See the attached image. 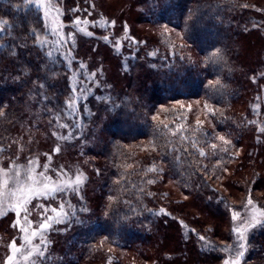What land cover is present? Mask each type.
Wrapping results in <instances>:
<instances>
[{"label": "trees", "instance_id": "trees-1", "mask_svg": "<svg viewBox=\"0 0 264 264\" xmlns=\"http://www.w3.org/2000/svg\"><path fill=\"white\" fill-rule=\"evenodd\" d=\"M127 1L128 10L123 12L132 14L138 24L177 30L193 57L179 59L177 54L161 53L156 43L141 41L126 29L127 35L120 37L127 38L124 42L113 47L105 43L117 58L118 79L115 88H110L103 86L85 55L76 57L68 43L63 47L54 44L57 37L46 28L42 11L22 6L17 10L22 0H0V20L7 21L0 33V146L5 149L0 168L7 169L13 161L12 133L19 121H31L25 113L28 106H34L33 115L43 123L37 130L47 133L51 144L61 141L52 135L54 131L63 134L54 117L65 114L70 96L79 99L75 101L78 111L60 121L70 126L62 129L68 133L81 134L94 102L105 112L101 117L105 121L97 122L103 127V139L83 154L91 160L93 182L87 198L96 204V211L78 222H69V217L59 224L65 225V231L55 236L63 245L61 264H93L100 252L107 253L103 246L131 252L144 263L224 264L231 258L224 249L236 243V236L225 225L231 208L239 206L214 182L219 183L218 178L228 171L230 176L238 175L237 192H247L243 203L248 190H264V181H253V162L246 153L244 157L237 153L243 140L251 143L252 138H258L260 148H256L264 151V124L260 136L255 135L259 129L253 126L247 107L252 97L247 93L264 63V6L256 0H149L154 3L149 7L144 0ZM59 4L64 24L90 23L98 10L94 0H60ZM107 19L113 25L114 18ZM91 27L87 32L94 34ZM34 33L48 43L41 47ZM61 33L74 36L66 29ZM244 40L259 43L250 64L242 61ZM216 50L221 58L210 59ZM121 59L128 62L123 74ZM186 101L209 107L206 121L183 124L177 106ZM220 137L230 139V144H222ZM53 149L44 151L51 157ZM50 164L58 166L52 160ZM180 195L192 200L197 212L186 211ZM34 200L46 204L45 216L54 215L50 209L59 207L50 200ZM12 216L11 212L0 216V235H11ZM246 235L242 264H258L264 260V226H255ZM170 237L174 238L173 249L166 252L174 256L165 262L161 243Z\"/></svg>", "mask_w": 264, "mask_h": 264}, {"label": "rangeland", "instance_id": "rangeland-1", "mask_svg": "<svg viewBox=\"0 0 264 264\" xmlns=\"http://www.w3.org/2000/svg\"><path fill=\"white\" fill-rule=\"evenodd\" d=\"M145 4L147 6H151L154 3H151L149 0H144ZM259 6H264V0H256ZM94 6L98 9L97 14L92 19V22L83 24L81 23L79 27L85 28L87 32V27L92 25L91 31L94 32L92 35H86L84 32L78 31L77 27L75 28L73 25V22L65 23L60 22V18L58 16V22L57 24H50L49 20L45 18L44 12L42 11L44 20L46 21V24L48 25V30L50 31L51 28H56L59 26V31L62 32L63 29H66V31H73L74 32V40H69L68 45L70 46V49L72 52H75L76 57L78 58H85L87 62L91 63L93 65V69L98 74V77H101V81L103 83V86H110V88H115L116 81L118 79L116 72H115V62L117 58L116 56H112V48L109 47L114 44L121 42H124L127 38L121 39V35L125 36L127 35L126 29H131V32H135L136 35L142 39L141 41L149 40L153 41L158 45V48H155L156 50L161 49V53L170 52L171 54H177L178 58H182L184 56H191L188 54L190 53L188 50V47H184L180 41V36L177 30L168 28L166 26H150L146 24H138V22H135L134 17L132 14H128L122 11V10H128V1L127 0H94ZM58 7L61 8V4H58ZM135 8V7H134ZM62 9V8H61ZM145 9V8H144ZM147 9V8H146ZM139 7H136L134 11H139ZM55 15V13H53ZM105 15L107 18H114L113 25H111V22L109 19L104 17ZM81 22L85 20H80ZM105 22L101 24V22ZM65 26V27H64ZM75 28V29H74ZM133 30V31H132ZM51 33V32H50ZM102 35H106L107 40L102 37ZM255 36V34H253ZM99 38V39H97ZM110 43L106 45L105 43ZM129 41V38H128ZM127 41V42H128ZM141 43V42H140ZM241 51L243 54L242 61L244 64L252 63L251 60L254 58V54L259 48V43L248 44L246 40L241 42ZM188 48V49H187ZM119 58H121V54L116 53ZM193 57V55L191 56ZM125 59H121L119 63V69H121V74L124 73L123 69L126 71L127 63ZM80 61V59L78 60ZM124 62V65H123ZM260 65V64H259ZM120 71V70H119ZM261 72V73H260ZM257 81L255 80L250 90L248 91V96L250 97V104L247 106L248 110L250 111V114L253 117V126H255L256 130H258L255 135L258 134L261 129L263 128L264 124V63L261 64L258 74H257ZM82 82V80H81ZM90 98V97H88ZM249 97L246 99V102L248 101ZM97 106H99L97 104ZM94 105V102H92V113L89 117V122L84 121L83 125L81 127V134L78 132H71V139L67 140H61L60 142H53L49 144L47 140L48 134L42 131L43 133H40V130H37L38 127H42L43 123L40 120H36L35 114L33 115L34 106H28L27 111L25 112L28 115L27 119L28 121H19L17 125V129L12 133V145H13V152H12V160H15L18 164H27L29 159L36 158L38 160L39 165L42 166L46 163L49 164V175L55 178V172L51 171L52 169H60L63 167L64 169L68 170L70 173H75L76 170H79L86 179L84 180L83 185L81 186V189L79 191V194H71L67 197V199L71 202V205L75 209V216H72L69 222H74L75 220L78 222L79 218L81 216L85 217L86 215H92L93 212L96 211V204L92 201V199L88 195V187L90 183H92V171L89 167L90 161L88 162V158L84 156L83 153L93 151L95 147L99 145L101 140L103 139L102 125H97V122L101 119V124L103 121H105V118H101L102 113H105L101 110L103 108L102 106H99L100 109ZM105 107V105H104ZM178 109L182 115L183 124L192 123L194 125L201 124L204 120L207 119V111L209 107L205 106L202 103H198L197 101H186L181 102L178 104ZM34 109V110H33ZM69 110L66 108L65 114H63L62 117H60V121L63 120L64 117L68 116ZM89 114V115H90ZM35 117V118H34ZM88 116H85L87 118ZM87 118V120L89 119ZM203 120V121H201ZM29 122V123H28ZM31 123V127L29 126ZM62 123V122H61ZM101 126V127H100ZM208 126H211L208 122ZM63 128H59L60 132H63V136L68 135V132L62 131ZM45 130L48 131L49 129L45 127ZM16 132V133H15ZM263 132V131H262ZM224 140L220 141L222 144L228 145L230 144V139H226L223 137ZM257 139L258 138H252V142L248 143L247 140H243V143L239 147L240 149L237 151L239 155L245 156L244 153H246V157H249L250 161L253 162V168L255 169V177H253V181L255 182L257 179L260 178V180L264 181V151H260V149H257ZM15 141V143H14ZM227 141V143H225ZM50 146H53L54 153H52L51 160L54 164H57L58 166H54L53 164L49 163L48 157L50 156L48 152L44 150H48ZM59 147V151H55V149ZM260 148V146H257ZM253 149L254 152H253ZM42 152V153H41ZM47 153L48 155H45ZM253 154V155H252ZM38 155V156H35ZM80 158V159H79ZM44 159V160H43ZM51 165V166H50ZM41 168H38L37 170H41ZM229 172L226 175H222L218 178L219 183L216 181L214 182L217 184V187L226 195L228 198L234 203L235 205H238L239 208H231V211L228 214L227 223L225 226H227L230 230L231 236H236L232 232V228L234 226H237L240 224V221H233L232 220V214L233 212H238L243 214L245 210V206L247 205V201L251 199L253 201V204L261 209L264 210V190L257 191L253 190L249 191L246 195V201L243 203L242 198L247 192H237L235 183L238 179V175L230 176ZM254 172V171H253ZM95 176V174H94ZM95 178V177H94ZM252 183V182H251ZM180 198L182 201H184V207L186 208V211L192 212L196 211L195 205L189 198L185 197L184 195H180ZM33 201L29 206V214H28V220L31 222L30 225L25 224L23 216L24 214L21 213L20 217H17L14 212L12 213L13 218V231L11 235L3 236L0 235V264H4V261L8 255L11 253L10 249V243L15 240L17 246H20L22 244V237L24 236V233L20 231L21 227H27L30 230L36 228L40 223L43 222V218L41 213L45 210V205L42 201ZM51 204L57 206L60 201L59 200H50ZM39 203V204H38ZM37 205H41L40 207H37ZM48 207V206H47ZM87 209L86 211H81V209ZM65 210H68L67 208ZM48 213L44 212V215ZM50 213V212H49ZM184 218V217H183ZM185 219V218H184ZM19 220V223L17 221ZM208 223L213 224L214 221L211 219L206 220ZM11 225V226H12ZM69 226V223L67 227ZM258 226V225H257ZM66 227V228H67ZM254 227L250 228L248 231H252ZM225 229V228H224ZM53 231V232H51ZM65 231V225L62 226V224L59 226V224L53 223L51 228L47 230L46 236L48 243L47 247V253H46V259L42 262V264H61L62 263V249L63 245L61 243L60 239H56L55 236L63 233ZM247 231V232H248ZM52 235H50L51 233ZM54 233V234H53ZM247 235H249L247 233ZM245 233V236H247ZM174 238L170 237V239H166L162 244V248L160 250L163 251L164 261L168 262L171 260V257L173 255H169L166 251H171L172 244H173ZM218 241V240H217ZM215 241V242H217ZM34 243H39V239L37 238L34 240ZM220 243V242H217ZM103 251L107 252L104 254L103 252H100V257L98 256L96 261L93 264H151L150 262L144 263L145 261L139 257H135L131 252L126 251H120L113 247L109 246H103ZM106 249L108 251H106ZM162 264H166L163 263ZM258 264H264V260L260 261Z\"/></svg>", "mask_w": 264, "mask_h": 264}, {"label": "snow or ice", "instance_id": "snow-or-ice-1", "mask_svg": "<svg viewBox=\"0 0 264 264\" xmlns=\"http://www.w3.org/2000/svg\"><path fill=\"white\" fill-rule=\"evenodd\" d=\"M60 0H22L21 5L17 7V10L22 6L23 8L34 7L37 11H43L45 18L49 20L50 24H57L58 16L60 15V9L58 7ZM55 13V15H53ZM87 24V21L81 22L77 20L74 27H77L78 31L84 32L86 35H92L90 32H86L85 28L79 27V25ZM105 22H101L103 24ZM7 21L0 20V33H3L6 29ZM48 25H46V28ZM51 34L57 37L54 42L55 45L63 47L69 40H74L71 35L65 37L60 31L59 26L51 28ZM35 35V33H34ZM35 39L39 41L41 47L48 43L46 39H41L39 35H35ZM107 40V37H105ZM58 50V49H57ZM216 52L212 53L210 59H220ZM47 55L51 57L52 53L48 52ZM70 55V53H65ZM83 67V65H81ZM93 76L95 74H92ZM94 82V81H93ZM79 99L76 95H72L68 98L65 107L69 110L68 115H73L78 111L75 101ZM2 115V113H0ZM57 128L70 127L67 124L60 122V116L54 117ZM58 140L71 139V133L63 136L57 132L52 133ZM224 140L223 137H220ZM15 143V141H14ZM195 143V142H194ZM227 143V141H225ZM212 148L216 145L212 144ZM5 149L0 146V154ZM59 151V147L55 149ZM200 155L204 156L205 153L200 151ZM49 163L51 157H48ZM41 168L36 158L29 159L27 164H18L15 160L5 168H0V216L5 215L7 212H14L17 217L24 214L23 219L25 224L30 225L31 222L28 220L29 208L28 205L34 199L44 200H59L58 208H51L50 211L54 213L52 216H45L41 213L43 222L40 223L36 228L29 229L27 227H21L20 231L24 233L22 237V244L17 246L15 240L10 243L11 253L4 261V264H42L47 258V247L48 241L46 239V232L51 228L52 224L65 223L69 217L75 216V209L71 205V202L67 197L71 194H79L81 186L84 183L86 177L76 170L75 173H70L68 170L61 167L60 169H52L55 172V178L49 175V164L46 163ZM148 183H152L151 180ZM111 199V198H110ZM40 207V205H37ZM68 209L67 211L65 209ZM87 209L82 208L81 211ZM49 211L45 208V212ZM163 212V209H161ZM233 221H240V224L232 228V232L236 235V243L228 245L224 251H226L230 259L224 260V264H242V259L246 250V236L245 233L252 227L257 225L264 226V210L257 208L251 199L247 201L243 214L233 212ZM19 223V220L17 221ZM39 239V243H34V240ZM201 241H205V237L200 236Z\"/></svg>", "mask_w": 264, "mask_h": 264}]
</instances>
